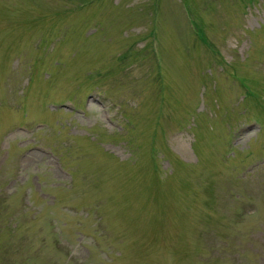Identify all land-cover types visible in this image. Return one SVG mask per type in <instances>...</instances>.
Wrapping results in <instances>:
<instances>
[{"label":"rangeland","instance_id":"1","mask_svg":"<svg viewBox=\"0 0 264 264\" xmlns=\"http://www.w3.org/2000/svg\"><path fill=\"white\" fill-rule=\"evenodd\" d=\"M0 264H264V0H0Z\"/></svg>","mask_w":264,"mask_h":264}]
</instances>
